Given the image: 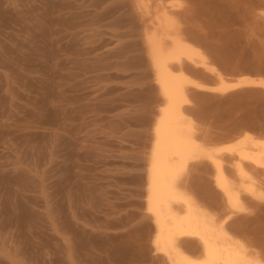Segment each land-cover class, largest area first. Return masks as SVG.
Listing matches in <instances>:
<instances>
[{"label":"rangeland","instance_id":"rangeland-1","mask_svg":"<svg viewBox=\"0 0 264 264\" xmlns=\"http://www.w3.org/2000/svg\"><path fill=\"white\" fill-rule=\"evenodd\" d=\"M140 1L0 0V264H170L145 210L165 103L146 37L167 9L215 71L184 61L190 79L264 80V0ZM187 91L185 113L207 148L264 137V89ZM216 173L195 161L180 185L220 225ZM243 224L240 240L264 264V216ZM179 246L202 257L197 239Z\"/></svg>","mask_w":264,"mask_h":264},{"label":"bare ground","instance_id":"bare-ground-1","mask_svg":"<svg viewBox=\"0 0 264 264\" xmlns=\"http://www.w3.org/2000/svg\"><path fill=\"white\" fill-rule=\"evenodd\" d=\"M154 17L153 31L149 30L145 42L155 82L165 101L154 123L145 198V210L156 227L155 249L170 264H260L253 242L247 245L240 240L249 234L240 225L264 216V137L243 133L229 145L207 148L196 140L195 125L185 107L189 104L190 87L222 95L243 88L264 89V80L225 82L219 76L221 83L213 88L190 79L182 71L184 61L211 73L215 71L207 66L200 49L184 40L179 24L167 9ZM175 66L181 71L175 72ZM201 160L209 161L217 171L215 185L222 192L227 210L220 225L180 185L189 165ZM239 215L245 220L239 217L240 222L228 223ZM182 239H197L202 257L185 254L179 246Z\"/></svg>","mask_w":264,"mask_h":264}]
</instances>
